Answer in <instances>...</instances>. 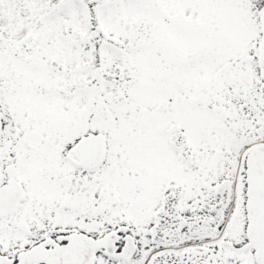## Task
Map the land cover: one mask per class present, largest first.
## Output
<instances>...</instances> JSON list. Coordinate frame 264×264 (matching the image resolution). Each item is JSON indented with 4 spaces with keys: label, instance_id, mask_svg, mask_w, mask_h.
Returning <instances> with one entry per match:
<instances>
[{
    "label": "snow or ice",
    "instance_id": "6c2138e0",
    "mask_svg": "<svg viewBox=\"0 0 264 264\" xmlns=\"http://www.w3.org/2000/svg\"><path fill=\"white\" fill-rule=\"evenodd\" d=\"M0 264H264V0H0Z\"/></svg>",
    "mask_w": 264,
    "mask_h": 264
}]
</instances>
